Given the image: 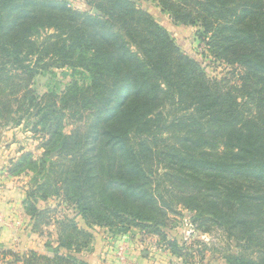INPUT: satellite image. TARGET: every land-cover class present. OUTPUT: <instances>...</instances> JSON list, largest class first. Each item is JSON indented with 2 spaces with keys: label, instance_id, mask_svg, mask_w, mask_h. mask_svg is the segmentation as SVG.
<instances>
[{
  "label": "trees",
  "instance_id": "1",
  "mask_svg": "<svg viewBox=\"0 0 264 264\" xmlns=\"http://www.w3.org/2000/svg\"><path fill=\"white\" fill-rule=\"evenodd\" d=\"M84 1L80 12L65 0H0V122L32 119L45 137L42 158L19 151L8 172L42 173L23 202L35 233L51 213L37 203L51 195L83 221L64 219L48 255L5 254L19 264H87L76 255L94 228H140L181 258L162 231L170 198L243 248L227 264H264V0ZM142 2L197 28L214 60L240 68L237 84L208 77ZM52 67L68 68L71 81L38 97L33 75Z\"/></svg>",
  "mask_w": 264,
  "mask_h": 264
},
{
  "label": "rangeland",
  "instance_id": "2",
  "mask_svg": "<svg viewBox=\"0 0 264 264\" xmlns=\"http://www.w3.org/2000/svg\"><path fill=\"white\" fill-rule=\"evenodd\" d=\"M65 1L71 9L80 12L88 10L84 0ZM141 7V9L149 13L156 22L167 29L180 51L195 60L204 69V72L208 77L215 79L226 78L230 83L237 84L238 78L236 73L240 68L238 66L227 65L221 61L214 60L205 45L206 41H199L197 39L195 35L197 28L174 24L167 15L160 12V9L154 3L142 2ZM90 14L99 13L93 9ZM44 62H46V59ZM70 74L71 71L66 67L39 69L35 71L33 75L30 89L38 97L48 93L50 88H60L59 91H63L64 86L71 81ZM104 86L107 87V83H105ZM180 113H183V111ZM119 124H121V121H119ZM32 125L33 120H27L26 118L22 119L21 124L17 127L10 124L4 125L3 122H0V151H3L1 157L3 156V161L6 162V164H3L4 173L8 175V177L10 176L8 172L9 162L19 157V151L30 153L34 160L42 158L45 152L42 146L45 137L41 133L35 134ZM71 129L72 126L66 123L64 133L68 134ZM165 136L166 133H163L162 137L164 138ZM50 158L51 160H54V162L59 161V159L56 158V152L51 153ZM155 171V180L160 184L162 173L165 171L162 166H159L157 169L154 168V172ZM40 174L41 175H34L31 172H24L19 176L10 177H16L12 179V182H16V189L22 191L24 187L29 189L33 178L43 182L42 173ZM157 174L160 176L159 178L157 177ZM4 178L5 177L3 176V179ZM162 186L167 185L162 184ZM154 187L155 185L152 184L151 188L153 189ZM52 189L53 188L51 187L50 191H52ZM26 190L24 192H26ZM161 190L162 189H158V194H161ZM17 193L20 194V192ZM62 200V197L51 195L47 200H39L37 203L39 209H48L51 212L46 216L48 223L42 227L40 233L44 237L42 240L46 243H51L50 240L52 236L54 238L55 230L64 219H74L78 227L83 226V221L77 211L73 207L68 206ZM165 201L170 203L173 211H168L166 213V226L162 228V231L165 232L169 240H175L179 244L183 249L184 255L181 258L172 256L159 238L144 233L140 228H131L125 235L131 234L130 238H136L139 239V241H143L144 239L147 240V245H142L143 248L139 252V254H141L144 251H148L153 255L146 264H227V255L238 253L243 250V248L236 247V244L238 243L234 239L228 238L227 233L223 229L212 223L201 224L199 220L201 218L198 213L178 205L170 198H166ZM23 211L25 212L24 207ZM94 230H96V228H94ZM55 244L57 243L55 242ZM6 251L9 250L0 249V264H19L13 263V258L5 254ZM156 251H158V253H155ZM162 251H165L168 255H163ZM45 252V255H48L46 249ZM155 254L157 255L155 256ZM244 254L250 257L254 256V253Z\"/></svg>",
  "mask_w": 264,
  "mask_h": 264
},
{
  "label": "crops",
  "instance_id": "3",
  "mask_svg": "<svg viewBox=\"0 0 264 264\" xmlns=\"http://www.w3.org/2000/svg\"><path fill=\"white\" fill-rule=\"evenodd\" d=\"M1 155H3V151H0V249L21 254L26 251H34L45 255L44 245L46 242L42 240L44 237L32 230V221L23 211L24 191L27 188L24 187L22 191L16 189V182H12V179L16 177L11 178L4 173L3 164L6 162L3 161ZM92 234L93 241L89 249L76 255L87 264H146L153 256L148 251L139 254L143 248L142 245H147L145 239L143 241L132 239L130 238L131 234L113 236L105 229L100 228L93 230ZM56 239L55 230L54 238L52 236L50 240L54 246ZM121 246L124 248L122 261L117 257V248ZM162 254L168 255L165 251H162Z\"/></svg>",
  "mask_w": 264,
  "mask_h": 264
},
{
  "label": "built area",
  "instance_id": "4",
  "mask_svg": "<svg viewBox=\"0 0 264 264\" xmlns=\"http://www.w3.org/2000/svg\"><path fill=\"white\" fill-rule=\"evenodd\" d=\"M117 257H118V259L120 260V261H122L123 260V251H124V248L121 246V247H118L117 248Z\"/></svg>",
  "mask_w": 264,
  "mask_h": 264
}]
</instances>
